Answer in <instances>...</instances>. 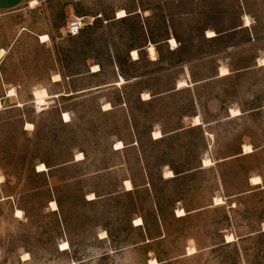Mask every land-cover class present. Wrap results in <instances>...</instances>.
Here are the masks:
<instances>
[{
	"label": "rangeland",
	"instance_id": "obj_1",
	"mask_svg": "<svg viewBox=\"0 0 264 264\" xmlns=\"http://www.w3.org/2000/svg\"><path fill=\"white\" fill-rule=\"evenodd\" d=\"M0 48V264H264V0H39L0 15Z\"/></svg>",
	"mask_w": 264,
	"mask_h": 264
},
{
	"label": "bare ground",
	"instance_id": "obj_2",
	"mask_svg": "<svg viewBox=\"0 0 264 264\" xmlns=\"http://www.w3.org/2000/svg\"><path fill=\"white\" fill-rule=\"evenodd\" d=\"M37 4V1H31V6H35ZM117 18H119V19H121V18H125V17H127L128 16V12L125 10V9H120V10H118V12H117ZM246 26H248L249 24H250V20H249V18L247 17L246 18ZM208 34V37H214V36H216V33L214 32V31H212V30H208V32H207ZM211 34V35H210ZM42 42H47V41H49V36L48 35H45V36H42ZM170 44L173 46V47H175V46H177V41H176V39L175 38H171L170 39ZM147 50H148V52H149V54H150V56L153 58V59H156V56H157V52H156V48H155V46H154V44H152V43H150L149 44V46L147 47ZM6 54V50L5 49H0V57L2 58L4 55ZM131 56L133 57V59L134 60H137L138 58H139V52H138V50H132V53H131ZM262 61H264V59L262 60ZM261 61V62H262ZM100 70V66L98 65V64H95V65H93L92 66V71L93 72H98ZM230 73V71L228 70V69H226V68H223L221 71H220V76H225V75H228ZM62 79V77H61V75L60 74H56L54 77H53V80L55 81V82H59L60 80ZM126 81H125V79L121 76L120 77V80L118 81V82H116L117 84H123V83H125ZM184 86H187V83L185 82V81H180V82H178V89H180V88H182V87H184ZM15 93H17L15 90H11L10 92H9V96L10 95H14ZM57 95H60V94H57ZM33 96H34V102H35V104L37 105V107L40 109V108H42L43 106H45V105H47V102H48V99L50 98V94H49V92H48V90L45 88V87H42V88H39V89H35L34 91H33ZM144 97H147L146 99H149L150 98V95L149 94H144ZM23 104L22 103H19L18 104V106H22ZM0 108H2V101H1V99H0ZM111 108V104L110 103H106L105 105H104V109H110ZM234 113H235V115H239V114H241V111L239 110V109H236V110H232V114L234 115ZM65 115H67V117H68V119L67 120H65L64 119V117H65ZM63 120L65 121V122H70V120H71V116H70V114L68 113V112H64L63 113ZM203 123H202V120H201V118H200V116H195V118H194V122H193V125L194 126H198V125H202ZM29 125H31V127H28ZM33 124L32 123H27L26 124V128L28 129V128H33ZM157 133H159V135H157ZM163 136V134L160 132V131H156L155 133H154V138L155 139H158V138H161ZM125 147V145H124V143L122 142V141H118L117 143H116V148L115 149H117V150H119V149H122V148H124ZM254 151V149L252 148V146H250V145H246V146H244V153L245 154H248V153H251V152H253ZM84 154L82 153V152H78L77 154H76V160L77 161H79V160H82V159H84ZM211 163H212V161L210 160V159H205L204 161H203V165L206 167V166H209V165H211ZM48 170V167L44 164V163H40L38 166H37V171L38 172H45V171H47ZM174 176V173H173V171L172 170H168L166 173H165V177H173ZM4 179V177H1V180H3ZM263 181H262V178L260 177V176H255V177H252L251 178V183L253 184V185H259V184H261ZM125 184H126V187H127V190H132L133 189V184H132V182L130 181V180H126L125 181ZM89 197H91V199H89ZM88 199L89 200H94V199H96V196H95V194L94 193H91V194H88ZM217 202H219V203H217ZM223 203V199L222 198H216L215 199V204L216 205H218V204H222ZM52 205H55V207H53ZM50 206H51V209L53 210V211H56V210H58L59 209V206H58V204H57V202L56 201H51L50 202ZM19 213V215H22V212H21V210L19 211H17V213L16 214H18ZM187 214V212L184 210V209H178L177 210V216H179V217H181V216H185ZM136 224L137 225H140V224H142V219H137L136 220ZM102 235H103V237H106L107 235H106V233L104 232V233H102ZM229 237H231V239H228ZM234 240V237L233 236H231V235H229V236H227V241L228 242H231V241H233ZM63 245H67L68 247L67 248H63L62 246ZM61 250H67V249H69L70 248V244H69V242H66V241H64L62 244H61ZM196 252V249L193 247V248H189V250H188V254L189 255H191V254H194ZM29 256V254L28 253H26L25 254V256L24 257H28ZM150 264H159L158 263V261L157 260H155V259H152V260H150Z\"/></svg>",
	"mask_w": 264,
	"mask_h": 264
},
{
	"label": "crops",
	"instance_id": "obj_3",
	"mask_svg": "<svg viewBox=\"0 0 264 264\" xmlns=\"http://www.w3.org/2000/svg\"><path fill=\"white\" fill-rule=\"evenodd\" d=\"M31 1H37V4H39V0H0V15H2V14H9V13H11V12H13V11H16V10H18V9H20V8H22V7H24L25 5H29L30 7H35V6H31ZM45 35H47V34H40V35H38V38H39V41L41 42V43H46V42H42V36H45ZM49 36V35H48ZM50 38V37H49ZM50 40V39H49ZM48 42V41H47ZM149 46V45H148ZM147 46V47H148ZM0 49H4V48H0ZM153 60V59H152ZM156 60V59H155ZM231 74V73H230ZM229 74V75H230ZM120 76V75H119ZM220 77H223V76H220ZM205 124V123H204ZM206 125V124H205ZM204 125V126H205ZM193 126V125H192ZM201 126V125H200ZM196 127V126H195ZM155 140H157V139H155ZM124 148H126V146L124 147ZM116 150V149H115ZM254 152V151H253ZM252 152V153H253ZM240 154H242V155H244V153L243 152H241ZM249 154V153H248ZM173 171V170H172ZM174 173V172H173ZM178 175V174H177ZM181 176V175H180ZM162 177L165 179V180H168V179H173V178H177V177H179V176H176L175 175V173H174V177H165V174H163L162 175ZM126 180H130L131 182H132V184H133V189L132 190H126L127 192H132V191H135V189L137 188V186H135V184H134V181L132 180V179H125L124 180V185H125V181ZM125 189H126V186H125ZM184 209V208H183ZM186 211V210H185ZM187 212V211H186ZM188 213V212H187ZM188 215V214H187ZM186 215V216H187ZM178 217V216H177ZM182 217H185V216H182ZM135 225V224H134ZM136 226V225H135ZM142 226V225H141ZM137 227H139V226H137ZM107 237H108V235H107ZM106 237V238H107ZM101 238V237H100ZM106 238H101L102 240H104V239H106Z\"/></svg>",
	"mask_w": 264,
	"mask_h": 264
},
{
	"label": "built area",
	"instance_id": "obj_4",
	"mask_svg": "<svg viewBox=\"0 0 264 264\" xmlns=\"http://www.w3.org/2000/svg\"><path fill=\"white\" fill-rule=\"evenodd\" d=\"M86 21L83 17H75L70 19L66 25V34L72 37L78 36L86 26Z\"/></svg>",
	"mask_w": 264,
	"mask_h": 264
},
{
	"label": "snow or ice",
	"instance_id": "obj_5",
	"mask_svg": "<svg viewBox=\"0 0 264 264\" xmlns=\"http://www.w3.org/2000/svg\"><path fill=\"white\" fill-rule=\"evenodd\" d=\"M210 35H211V34H210ZM145 98H147V97H145ZM234 115H235V113H234ZM64 119H65V120L68 119L67 115H65ZM28 127H31V125H29ZM157 135H159V133H157ZM89 199H91V197H89ZM217 203H219V202H217ZM52 206L55 207V205H52ZM18 215H19V213H18ZM228 239H231V237H229ZM62 247H63V248H67L68 246H67V245H63Z\"/></svg>",
	"mask_w": 264,
	"mask_h": 264
}]
</instances>
